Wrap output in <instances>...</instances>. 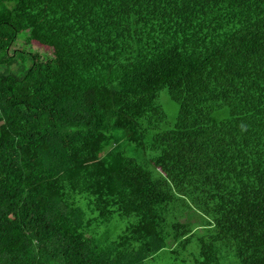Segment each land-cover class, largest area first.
Masks as SVG:
<instances>
[{
  "label": "trees",
  "instance_id": "16d2710c",
  "mask_svg": "<svg viewBox=\"0 0 264 264\" xmlns=\"http://www.w3.org/2000/svg\"><path fill=\"white\" fill-rule=\"evenodd\" d=\"M194 243L264 264V0H0V264Z\"/></svg>",
  "mask_w": 264,
  "mask_h": 264
},
{
  "label": "rangeland",
  "instance_id": "374dc122",
  "mask_svg": "<svg viewBox=\"0 0 264 264\" xmlns=\"http://www.w3.org/2000/svg\"><path fill=\"white\" fill-rule=\"evenodd\" d=\"M23 35V34H22ZM20 43H22V40H20ZM22 49V47H21ZM29 50L35 52V53H40L41 55L45 57H63L65 56V50L63 48H59L57 46H52L49 43H39V41H35L34 44L28 47ZM162 103L165 106L166 111L168 114H170V107H171V100L170 98L166 95L165 92H163L162 95ZM131 154L134 157H139L140 153L135 150L134 147H131L129 149ZM195 222L200 223L201 231L206 230L207 228H210L212 224L208 223L206 220V217L200 216V214H197L194 216ZM129 224V218L122 217L120 215H116L114 218L113 222L109 224V227L105 230V228H101L99 231L100 232H107L108 236L110 238H113L120 234ZM195 243L193 246H190V251H187L182 259L176 260L173 255H169L165 252H162L157 255L154 259L148 260L147 264H196V257L191 255L192 252H195L197 248L194 247ZM226 261H224V264H235L231 258H225Z\"/></svg>",
  "mask_w": 264,
  "mask_h": 264
}]
</instances>
